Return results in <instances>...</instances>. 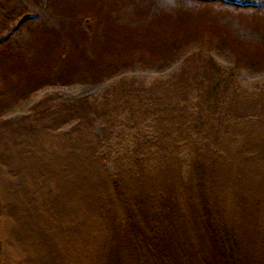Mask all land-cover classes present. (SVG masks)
Returning a JSON list of instances; mask_svg holds the SVG:
<instances>
[{
  "label": "trees",
  "instance_id": "trees-1",
  "mask_svg": "<svg viewBox=\"0 0 264 264\" xmlns=\"http://www.w3.org/2000/svg\"><path fill=\"white\" fill-rule=\"evenodd\" d=\"M243 72L264 73V0H0V264H264Z\"/></svg>",
  "mask_w": 264,
  "mask_h": 264
},
{
  "label": "rangeland",
  "instance_id": "rangeland-1",
  "mask_svg": "<svg viewBox=\"0 0 264 264\" xmlns=\"http://www.w3.org/2000/svg\"><path fill=\"white\" fill-rule=\"evenodd\" d=\"M213 56L219 62V64H221L223 67L228 68L230 66L227 59H225L221 55L215 53L213 54ZM178 69H179V64H174L170 67H166L163 69L148 70V71H141L138 69H133L131 72L128 73V76L135 77L138 80L149 83L158 76L168 75L172 71H175ZM113 81L114 80H110V81H106V82L96 84V85L76 84L73 86L48 87L47 89H45V91H43L40 94V96H43L45 94H50V93H59L63 99L70 100L74 97L101 94L105 89L109 87L110 84H112ZM240 82L241 84H244V85L262 84L264 83V73L255 75V74H250L248 72H243ZM35 102L36 101H33L32 103L24 105L19 109L13 110L9 114H7L6 117L11 119V118H16V117L26 114Z\"/></svg>",
  "mask_w": 264,
  "mask_h": 264
},
{
  "label": "water",
  "instance_id": "water-1",
  "mask_svg": "<svg viewBox=\"0 0 264 264\" xmlns=\"http://www.w3.org/2000/svg\"><path fill=\"white\" fill-rule=\"evenodd\" d=\"M28 18H30V16H27V17H25V18H23L20 22H19V24L17 25V27L20 25V24H22L26 19H28Z\"/></svg>",
  "mask_w": 264,
  "mask_h": 264
}]
</instances>
